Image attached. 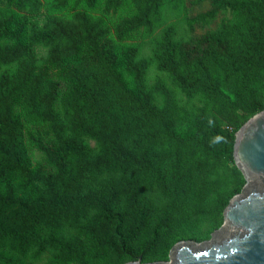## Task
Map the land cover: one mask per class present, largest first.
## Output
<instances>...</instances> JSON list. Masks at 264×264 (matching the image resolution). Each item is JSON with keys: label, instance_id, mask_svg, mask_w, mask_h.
Masks as SVG:
<instances>
[{"label": "trees", "instance_id": "trees-1", "mask_svg": "<svg viewBox=\"0 0 264 264\" xmlns=\"http://www.w3.org/2000/svg\"><path fill=\"white\" fill-rule=\"evenodd\" d=\"M203 1L142 55L127 39L185 0H0V264L168 260L222 225L235 133L264 110V0ZM125 7L113 37L103 15Z\"/></svg>", "mask_w": 264, "mask_h": 264}, {"label": "water", "instance_id": "water-1", "mask_svg": "<svg viewBox=\"0 0 264 264\" xmlns=\"http://www.w3.org/2000/svg\"><path fill=\"white\" fill-rule=\"evenodd\" d=\"M233 158L245 184L223 211V223L201 242L181 240L168 260L125 264H264V110L235 133Z\"/></svg>", "mask_w": 264, "mask_h": 264}, {"label": "rangeland", "instance_id": "rangeland-1", "mask_svg": "<svg viewBox=\"0 0 264 264\" xmlns=\"http://www.w3.org/2000/svg\"><path fill=\"white\" fill-rule=\"evenodd\" d=\"M210 7L208 1H203L198 4H191L190 0H185L184 4L178 8V9H173L170 6H164L163 7V14H162V22L156 29V31L150 35L147 36L143 33V31H139L134 33L130 38L127 39L128 42H135L139 44L140 46V52L142 55H149L151 52L152 48V41L153 37L158 36L161 28L168 23H175L177 26L178 30V36L179 37H186L189 35V32L187 30V26L185 24V19L187 16H193L199 12L205 11ZM50 14V11L48 8L45 6L42 10H40L38 13H28L26 14L30 20L38 21L39 23H42L47 15ZM62 15H64V12H61ZM95 14H99V12H95ZM131 15V8L130 7H125L123 8L120 12L118 13H110L108 15H103V17L106 19L107 23L111 27L112 35L115 37V31H114V26L125 19H130ZM221 16V15H220ZM219 16V17H220ZM218 17V19H219ZM215 26V23H211L205 28H212ZM205 28H201L199 26H196L195 28V33H200L202 32ZM35 52L39 57L45 56L47 52V48L42 45H36L34 47ZM157 78H162L166 82L167 85L171 86V82L167 75L159 71L154 65L150 66L148 73H147V82L148 85L152 86ZM177 96L181 101L185 100V97L177 91ZM26 138V137H25ZM26 146L28 148V152L32 158L33 162L40 161L43 159V155L40 151H38L36 148H34L29 140L26 138ZM87 142L90 143L91 145H94L95 142L92 139L87 138Z\"/></svg>", "mask_w": 264, "mask_h": 264}]
</instances>
